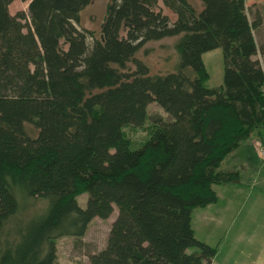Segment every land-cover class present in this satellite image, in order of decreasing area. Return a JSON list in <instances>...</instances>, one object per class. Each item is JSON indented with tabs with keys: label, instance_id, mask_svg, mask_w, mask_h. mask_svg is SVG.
<instances>
[{
	"label": "trees",
	"instance_id": "obj_1",
	"mask_svg": "<svg viewBox=\"0 0 264 264\" xmlns=\"http://www.w3.org/2000/svg\"><path fill=\"white\" fill-rule=\"evenodd\" d=\"M12 1L0 0V240L15 190L50 205L0 264H57L56 239L82 237L115 207L90 264H211L217 246L197 238L193 211L218 200L215 185L240 183L242 167L222 164L264 133L262 18L250 19L246 0H161L174 20L160 0H110L95 37L76 26L92 0H22L27 15L11 14ZM173 36L177 68L150 74L136 53ZM216 48L223 82L209 87L203 54ZM151 103L170 119L151 116L154 131L133 148L123 128L143 125Z\"/></svg>",
	"mask_w": 264,
	"mask_h": 264
},
{
	"label": "rangeland",
	"instance_id": "obj_2",
	"mask_svg": "<svg viewBox=\"0 0 264 264\" xmlns=\"http://www.w3.org/2000/svg\"><path fill=\"white\" fill-rule=\"evenodd\" d=\"M110 0H92L80 14V22L76 24L79 29H87L93 32L95 37H100L103 21L106 17ZM197 9L201 8L200 0H191ZM29 1L14 0L9 5L11 14H16L23 11L28 14ZM158 8L168 14L171 20L176 18V15L168 8L163 6L160 0ZM250 12V8L248 9ZM26 30V29H25ZM181 36V35H180ZM180 36L166 37L160 40L149 41L141 47L135 57L145 63L152 75H163L174 71L179 64L178 39ZM264 39V38H263ZM260 43V39L257 36ZM92 41V37L88 38ZM259 56L255 57L258 58ZM260 60V58H258ZM261 61V60H260ZM203 62L209 73L207 86L216 87L222 84L224 75V59L221 48H216L207 51L203 54ZM264 67V62L261 61ZM136 66L133 62H129L127 70L134 71ZM149 117L141 126L127 125L123 128L124 135L131 143L133 148L143 145V143L151 136L155 129V124L151 119L153 115H160L163 119H170L169 114L165 112L157 103H151L148 107ZM26 132L35 137L38 134V129L32 123L24 124ZM254 137V136H253ZM252 137V138H253ZM251 138V139H252ZM255 145L252 144V148ZM247 151L248 149L245 148ZM252 150H249L251 152ZM257 152L259 155L258 145ZM239 154V153H237ZM237 160L239 155L236 156ZM261 163V159L258 156ZM227 166V165H226ZM250 174V171H248ZM218 191L224 192L228 190V186H215ZM15 195L18 200V209L5 223L0 240V256L10 246L20 242L28 230V225L32 221L42 217L48 211L50 201L45 197H29L19 190H15ZM78 203L87 207L89 194L84 193L77 197ZM229 200V199H228ZM232 205H227L225 200L216 201L207 207L196 208L193 214L195 221L196 236L206 237L210 243L219 244L218 241L223 240L219 247L222 248L221 253L216 254L217 264H264V261L257 257L253 250L248 247H240L236 238H233L235 232L240 228L244 231L255 230L260 228L255 214L243 213L235 210L237 198L230 200ZM225 203V205H224ZM205 213L204 220L198 223V214ZM238 213V214H237ZM245 215V218H243ZM118 210L115 207L112 215L107 219H101L95 216L88 225L86 233L75 238L64 236L56 239L57 264H90L89 255L105 248L112 232V225L117 219ZM242 218V219H241ZM210 223H209V220ZM198 223V226H197ZM231 225V228L230 226ZM227 228L230 231L226 234ZM240 232V231H239ZM237 250V252H236ZM217 247V252H218ZM214 257V258H215ZM213 258V259H214Z\"/></svg>",
	"mask_w": 264,
	"mask_h": 264
},
{
	"label": "crops",
	"instance_id": "obj_3",
	"mask_svg": "<svg viewBox=\"0 0 264 264\" xmlns=\"http://www.w3.org/2000/svg\"><path fill=\"white\" fill-rule=\"evenodd\" d=\"M246 5L248 9L250 8L249 17L251 20H254L256 15H259L262 18L261 26H259L255 31L256 40L258 36L261 42L264 38V0H246ZM257 42L259 41L257 40ZM257 56H259L258 58H260V60L264 62V55L259 53ZM259 139L260 136H254L244 146L237 149L234 153L227 157V159H225L222 164L224 168L240 169L242 167V176L240 183L237 185H215L223 187L228 186V190H225L224 192L218 191L217 187L215 188V186L214 189L218 195V202L221 200H225L227 205L233 206L230 200H232L234 197L237 198L235 210L238 213L241 212L240 217L243 213H245L246 215L247 212L248 214H255L256 220L258 221L257 224L260 225V228H257L256 231L254 229L244 231L240 228V232H235L233 238H236L238 240L240 247L249 246L253 250L254 254L264 261V160L261 159L260 155H258L257 152V144ZM252 144L255 145L253 148ZM245 148L248 150L246 151ZM249 150L252 151L249 152ZM237 155H239L238 160L236 158ZM258 156L262 161L261 163L258 160ZM248 171H250V174ZM205 207L199 208L204 209ZM207 215L205 213H199L198 223L204 220L205 216ZM245 215L243 218H245ZM192 225L196 234L197 227H195V221L193 218ZM229 226L231 228V225ZM230 228H227L226 234L230 231ZM197 238L212 246H217L219 250L217 252V255L221 253L222 248L219 247V245L222 244L223 240L218 241L219 244L216 245L210 243L206 237ZM211 264H217L216 257L213 259Z\"/></svg>",
	"mask_w": 264,
	"mask_h": 264
},
{
	"label": "built area",
	"instance_id": "obj_4",
	"mask_svg": "<svg viewBox=\"0 0 264 264\" xmlns=\"http://www.w3.org/2000/svg\"><path fill=\"white\" fill-rule=\"evenodd\" d=\"M263 91H264V87H263ZM257 145H258L259 155L261 159L264 160V133L260 136Z\"/></svg>",
	"mask_w": 264,
	"mask_h": 264
}]
</instances>
